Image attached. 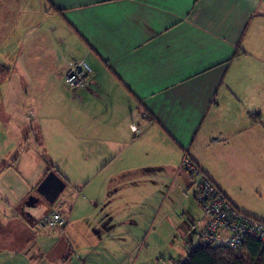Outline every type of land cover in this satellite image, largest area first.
Segmentation results:
<instances>
[{
  "label": "crops",
  "instance_id": "0c3cea01",
  "mask_svg": "<svg viewBox=\"0 0 264 264\" xmlns=\"http://www.w3.org/2000/svg\"><path fill=\"white\" fill-rule=\"evenodd\" d=\"M80 61L92 69L89 85L63 87L48 108L63 102L67 134L106 145L94 195L91 180L72 186L45 170L30 143L39 146L40 124L29 106ZM184 155L240 213L263 222L264 0H0V264L31 262L30 247L48 264L184 263L198 246L188 232L200 225ZM48 170L75 189L52 211L63 228L41 229L52 212L26 206ZM167 183L186 203L162 192ZM149 186L176 206L175 222L164 223L188 247L168 260L143 256L148 245L134 237L152 195L141 205L125 190ZM30 230L62 237L42 250ZM77 235L82 244L71 242Z\"/></svg>",
  "mask_w": 264,
  "mask_h": 264
},
{
  "label": "rangeland",
  "instance_id": "374dc122",
  "mask_svg": "<svg viewBox=\"0 0 264 264\" xmlns=\"http://www.w3.org/2000/svg\"><path fill=\"white\" fill-rule=\"evenodd\" d=\"M69 62V61H67ZM66 62V63H67ZM71 63V62H70ZM68 63L67 65H69ZM61 78L57 75H53L50 77L49 85L44 89V91L40 90L38 93V104H35L33 106H29V109H36L37 110V120L40 124V140L39 146H36L35 138L30 137V143L33 142V147L38 150L39 155L41 157V160L45 164V170L50 168L59 175V176H65L69 178L71 181V185H81V183L86 184L87 179L91 180L90 189H92V193L94 195V192H96L97 188L95 187L96 184H98L101 176H98V172L95 171L96 162H99L100 157L102 155L96 154L101 151V153H106V145H102V141L100 139H96L94 137H85V138H71L70 135H68L66 131L63 129L64 123H63V102L60 104L59 107H51L48 108L49 102L55 103L57 102V97H60L64 94V88L68 87L65 83V77L63 75L64 72H61ZM48 76H46L47 78ZM89 76V80H90ZM45 78V80H46ZM89 83L85 86L87 87ZM75 89V88H72ZM95 110L99 109V106H92ZM38 108H40V111L38 112ZM35 110V111H36ZM101 113V112H99ZM29 119L31 120L32 117L29 116ZM50 121V122H49ZM50 127V128H49ZM57 127V128H56ZM54 128H56L54 130ZM59 128V129H58ZM137 131L139 130L136 129ZM60 134H56L58 132ZM134 132V130H133ZM136 133V132H135ZM140 133V132H139ZM139 133H136L138 135ZM73 137V136H72ZM75 137V136H74ZM83 163H89V165H85L83 168ZM85 169V170H84ZM104 173V172H103ZM102 173V175H103ZM94 175V176H93ZM44 179V174L42 176V180ZM100 183V182H99ZM166 184V188L161 190L162 192L168 191L169 196L171 199L175 200V204L178 205L181 201H184L183 203H186V199L183 196H180L179 193L177 194L178 190H176V184ZM170 187V188H169ZM73 187H67L64 192L61 193L57 201L53 206H49L43 198H40L36 192V190L33 192V196L36 198H39V203L37 204L38 209H45V212L50 213L54 210H57L59 206V201L62 197H64L67 193L74 192ZM77 189V188H76ZM79 189V188H78ZM77 189V190H78ZM148 189L151 191V200L149 201V204L151 206L150 209H143L140 215L135 219V224L133 225V233L136 241L138 242H145L148 245V250L143 253L148 255L149 258H159L161 255L164 254L163 257H165L166 260L170 258V256L176 255L180 253L181 248L185 251L186 246L180 243V241L173 240L174 231L170 230L169 222L164 223L165 216L167 219L174 221L177 218V209L174 204H171L170 201H167V203H163L162 201H157L156 199L161 197V193H157L154 191V187L149 186L148 187H138L133 190H125V195L128 196L133 193V199L135 201L141 202V205L143 202L142 195H147ZM171 189V191H170ZM80 190V189H79ZM194 190V188H193ZM136 191V193H134ZM89 192V191H88ZM91 193V194H92ZM86 195V193H85ZM87 196V195H86ZM163 196V194H162ZM31 197V196H30ZM195 204L199 210V216H200V225L197 224V227L195 230H189L188 235L189 237L186 239L187 243L189 245H198V233L200 229L203 226V215L201 213V210L199 208L198 203L196 202L194 198ZM140 205L139 208L142 206ZM190 205V203H189ZM250 206L254 209L258 208V203L255 200L250 201ZM259 210V208H258ZM262 213L264 214V208L262 210ZM261 213V214H262ZM149 216V217H148ZM94 218L90 220V222H93ZM261 220L264 222V215ZM178 221V219H177ZM202 224V225H201ZM38 229V228H37ZM54 232H57L56 230ZM53 232V233H54ZM30 233H32V237L36 242H38L39 246H41L42 250H46L47 247L54 244L58 240L61 239L62 236L60 234H54L51 235V230H30ZM55 238V240H54ZM70 239V238H69ZM64 240V239H63ZM175 241V242H174ZM72 243L82 244V238L80 236H75L71 238ZM35 248V247H34ZM185 248V249H184ZM28 254L26 253V257H31L32 261H25L24 263L20 262L18 260V264H48L39 261L35 259V253L31 252L32 247L29 248ZM162 253V254H161ZM185 253V252H184ZM236 256H240L246 259V255L242 252L235 253ZM48 258V257H47ZM45 258V259H47ZM48 260V259H47ZM50 260V258H49ZM51 262V261H50ZM8 264H16V262L13 260V257L9 258Z\"/></svg>",
  "mask_w": 264,
  "mask_h": 264
},
{
  "label": "built area",
  "instance_id": "2783aa9c",
  "mask_svg": "<svg viewBox=\"0 0 264 264\" xmlns=\"http://www.w3.org/2000/svg\"><path fill=\"white\" fill-rule=\"evenodd\" d=\"M91 74L92 69L84 61L71 62L63 73L70 88H84ZM181 167L193 180L194 198L203 215V226L198 233L199 247H224L239 253L249 239L264 246L263 222L240 213L188 155H184ZM66 224L61 213L52 212L41 220L39 227L54 229Z\"/></svg>",
  "mask_w": 264,
  "mask_h": 264
},
{
  "label": "trees",
  "instance_id": "16d2710c",
  "mask_svg": "<svg viewBox=\"0 0 264 264\" xmlns=\"http://www.w3.org/2000/svg\"><path fill=\"white\" fill-rule=\"evenodd\" d=\"M60 13L59 10H56ZM51 170H48L50 172ZM243 253L246 259L236 256L224 247L194 248L182 264H264V246L254 240H247Z\"/></svg>",
  "mask_w": 264,
  "mask_h": 264
},
{
  "label": "water",
  "instance_id": "95a60500",
  "mask_svg": "<svg viewBox=\"0 0 264 264\" xmlns=\"http://www.w3.org/2000/svg\"><path fill=\"white\" fill-rule=\"evenodd\" d=\"M64 189V181L55 172L50 171L38 185L36 192L49 206H53ZM38 202L39 198L31 196L28 198L26 206L34 207Z\"/></svg>",
  "mask_w": 264,
  "mask_h": 264
}]
</instances>
